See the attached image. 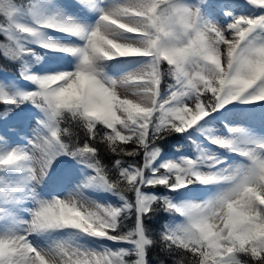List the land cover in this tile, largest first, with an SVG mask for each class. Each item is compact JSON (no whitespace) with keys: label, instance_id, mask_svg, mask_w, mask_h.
<instances>
[{"label":"snow or ice","instance_id":"6c2138e0","mask_svg":"<svg viewBox=\"0 0 264 264\" xmlns=\"http://www.w3.org/2000/svg\"><path fill=\"white\" fill-rule=\"evenodd\" d=\"M246 3L0 0L27 82L0 80V264H264V0ZM38 49L60 59L34 69Z\"/></svg>","mask_w":264,"mask_h":264},{"label":"rangeland","instance_id":"374dc122","mask_svg":"<svg viewBox=\"0 0 264 264\" xmlns=\"http://www.w3.org/2000/svg\"><path fill=\"white\" fill-rule=\"evenodd\" d=\"M19 3H27V0H25V2H19ZM235 3H237L239 5V7L248 9L249 12L252 9L251 6L246 3V0H235ZM39 6L41 8H46L47 7V0H39ZM242 14H248V13L244 10V12ZM18 18H24V17L20 16ZM212 18L213 19H216L219 22H227V19H228L227 17L224 16V13L223 12H220L219 15H217L215 17H212ZM28 46L35 47L34 45H31V44H29ZM41 56L43 57V59L40 61L39 64H35L33 66L34 69L41 67L45 63L51 64V63H54V62L58 61L60 59L61 54L58 55V56H52L51 57V55L48 52H45L44 51V54L41 55ZM0 80H4L5 82H9L10 81L14 85H16L17 87H20V88H23L25 86V84L27 83V82H24V81H21V80L18 79V71L17 70L14 71V72H12V71L10 72V71H7V70L0 69ZM22 107H29L30 108L31 106L30 105H27V106H23L22 105ZM241 107L242 108H246L249 111H255V109H251L253 107L251 105H241ZM213 115H215V114H213ZM208 127L215 128L216 125H210ZM220 127H223V123L220 124ZM243 127H245L247 129V126L246 125H244ZM259 134L262 135V136H264V133H259ZM200 135H201V133L199 132V135L198 136H200ZM193 137H194V139H196L197 136L195 135ZM172 154L173 153H166V152H164V155H165L166 158L169 157V156H171ZM235 159L239 160V157H236ZM54 188H55V186H52V185L41 184L37 188V191L40 192L41 195H44L46 192H49V191H51V192H53V194H55ZM88 194L93 195L94 198L95 197H101V196H106L107 195L106 193H100V192H97V193H88ZM24 218L25 219L27 218V215L26 214H25ZM20 226L21 225L19 224V222L15 223L13 225V227L16 228L17 230L19 229ZM0 230H5L6 231V229H0ZM65 232L68 233V235L66 237H64V238L68 239L71 242H75L76 239L78 238L77 234L74 233V232H72L71 230H65ZM53 236L54 237H59V236H61V234H59V233H53ZM37 239H41V238L38 237ZM78 239H79V241L81 243H83V238L82 237H79Z\"/></svg>","mask_w":264,"mask_h":264},{"label":"trees","instance_id":"16d2710c","mask_svg":"<svg viewBox=\"0 0 264 264\" xmlns=\"http://www.w3.org/2000/svg\"><path fill=\"white\" fill-rule=\"evenodd\" d=\"M17 2H25V0H17ZM38 52L41 53L40 50H38ZM3 63L6 65V68L3 67ZM0 69L8 70L11 72V71H16L17 66L12 65L6 61H3V59L0 58ZM180 142H181L180 137H178V136L169 137L168 141L162 145L164 148V152L175 153L176 152V145ZM184 151H185L184 149H181V152H184ZM106 162H107V160H106ZM154 258H155V255H154Z\"/></svg>","mask_w":264,"mask_h":264},{"label":"bare ground","instance_id":"6f19581e","mask_svg":"<svg viewBox=\"0 0 264 264\" xmlns=\"http://www.w3.org/2000/svg\"><path fill=\"white\" fill-rule=\"evenodd\" d=\"M62 2H65V3H70L71 2V0H62ZM232 11H234L236 14H242L243 12H244V10L248 13V14H255L254 13V10L253 9H251V11L249 12L248 11V9H246V8H242V7H236V8H234V9H231ZM91 15V14H90ZM50 53V55H51V57L52 56H58V54H60V53H51V52H49ZM20 224V223H19ZM21 227V226H20ZM19 227V228H20Z\"/></svg>","mask_w":264,"mask_h":264}]
</instances>
